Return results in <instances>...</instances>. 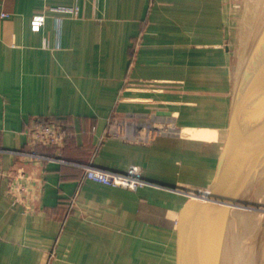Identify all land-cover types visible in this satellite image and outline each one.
I'll list each match as a JSON object with an SVG mask.
<instances>
[{
  "label": "crops",
  "instance_id": "1",
  "mask_svg": "<svg viewBox=\"0 0 264 264\" xmlns=\"http://www.w3.org/2000/svg\"><path fill=\"white\" fill-rule=\"evenodd\" d=\"M233 1L0 0V264H177L193 198L175 187L215 185L228 137ZM115 117L178 131L107 137ZM37 120L63 124L64 144L31 146ZM81 164L138 165L156 185Z\"/></svg>",
  "mask_w": 264,
  "mask_h": 264
},
{
  "label": "water",
  "instance_id": "2",
  "mask_svg": "<svg viewBox=\"0 0 264 264\" xmlns=\"http://www.w3.org/2000/svg\"><path fill=\"white\" fill-rule=\"evenodd\" d=\"M254 45L236 75L218 180L208 201L190 199L181 212L177 264H222L219 237L235 208L264 209V33Z\"/></svg>",
  "mask_w": 264,
  "mask_h": 264
},
{
  "label": "built area",
  "instance_id": "3",
  "mask_svg": "<svg viewBox=\"0 0 264 264\" xmlns=\"http://www.w3.org/2000/svg\"><path fill=\"white\" fill-rule=\"evenodd\" d=\"M63 12L78 14V10L74 8H61ZM38 22H43L44 17H37ZM176 130L175 126H158L156 124H148L140 128L138 132L134 130L131 123L126 118H113L106 134L107 137L118 138L124 141L149 142L157 135L167 132V130ZM178 131V130H176ZM67 130L63 124L57 122H45L37 120L28 133V141L31 146L48 145L59 146L64 144L67 138ZM31 156L42 157L35 152L30 153ZM83 169L84 178L113 187L125 188L136 191L138 188L150 183L142 174V168L138 165H125L117 170H106L96 167L92 164L78 165ZM176 191L185 194L189 198L200 201H208L211 194L210 187L180 185Z\"/></svg>",
  "mask_w": 264,
  "mask_h": 264
},
{
  "label": "bare ground",
  "instance_id": "4",
  "mask_svg": "<svg viewBox=\"0 0 264 264\" xmlns=\"http://www.w3.org/2000/svg\"><path fill=\"white\" fill-rule=\"evenodd\" d=\"M258 13L264 14L262 6L264 0H258ZM262 24L259 25L257 31L254 27L249 28L245 39L241 64L245 62L247 57L253 54L255 42L258 43L262 33H264V21L261 16ZM253 26V25H251ZM250 31V33H249ZM249 34V35H248ZM240 64V65H241ZM264 196V194L262 195ZM194 199V198H193ZM264 199V198H263ZM264 209H254L245 207H236L235 215L227 225L226 229L220 233V247L222 255V264H264V245L259 242L253 245L252 233L253 229H257L264 234Z\"/></svg>",
  "mask_w": 264,
  "mask_h": 264
},
{
  "label": "rangeland",
  "instance_id": "5",
  "mask_svg": "<svg viewBox=\"0 0 264 264\" xmlns=\"http://www.w3.org/2000/svg\"><path fill=\"white\" fill-rule=\"evenodd\" d=\"M233 5H234V9H233L234 14L232 17L233 29H232V40L230 44H231L232 52L235 53L237 59L233 66L234 77L236 79V75L241 64L240 59L237 58V51L244 48L243 43L245 42V39L247 37L246 34L248 33L249 28L251 30V28L254 27L255 30L257 31L259 25L262 24V21H260L261 16H263V21H264V14L258 13V15L257 14L255 15L256 11L257 12L260 11L258 10V6H259L258 0H234ZM262 9H264V4L262 6ZM234 86H235V82H234ZM192 186H201V185H192ZM257 239L260 244L264 245V234H262L259 237L257 236Z\"/></svg>",
  "mask_w": 264,
  "mask_h": 264
}]
</instances>
